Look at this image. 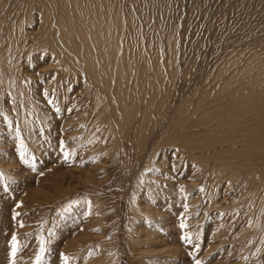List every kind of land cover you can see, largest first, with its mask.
Segmentation results:
<instances>
[{
    "label": "rangeland",
    "instance_id": "1",
    "mask_svg": "<svg viewBox=\"0 0 264 264\" xmlns=\"http://www.w3.org/2000/svg\"><path fill=\"white\" fill-rule=\"evenodd\" d=\"M63 1L0 0V264H264V0ZM74 1L122 96L66 65Z\"/></svg>",
    "mask_w": 264,
    "mask_h": 264
},
{
    "label": "bare ground",
    "instance_id": "2",
    "mask_svg": "<svg viewBox=\"0 0 264 264\" xmlns=\"http://www.w3.org/2000/svg\"><path fill=\"white\" fill-rule=\"evenodd\" d=\"M63 2H65V0L63 1ZM66 3V2H65ZM64 3V4H65ZM69 3V2H68ZM100 3L101 4H103V2H101L100 1ZM67 4V3H66ZM50 5V4H49ZM69 5H71L72 6V9H73V11H74V14H72V18L69 20V21H66V20H64V18H59L58 19V21H57V23H56V26H57V28L59 29L58 31H60L61 32V34H62V38L64 39V41H63V44H62V46H60V49H63V50H66V52H65V54L62 52L61 54H64V59H65V61L67 62V64L66 65H68L69 67H71L72 68V70L74 69V72H76V71H79V72H81V73H83V74H85L86 75V73H88V72H91L92 74H93V76H94V79H95V77L96 78H98V79H101L100 77H101V74L104 76V73H105V71H106V75L105 76H107V75H112V74H117L118 75V83H119V87H118V91H119V94L122 96L123 94H124V92H125V87H124V89L122 88V84L126 81H128L130 78H131V76H130V72H131V65H132V61L131 60H129L127 57H125V60H127V62H126V66H124V64H121L119 67H123L124 69L126 68L127 69V71L125 72V74H123V76L122 75H120V73L117 71V73H116V71L114 72V68H115V64H116V59H117V55H118V53H119V48H120V46L116 43L117 41H120V40H118L117 39V41L116 42H112L113 40L115 41V34L117 33L116 31L114 32H112L113 34H114V38L115 39H110V41H108L109 40V37H110V35H108V33L107 34H105V30H103V29H101L102 27H106L107 26V24L109 23V20H110V18H106L105 20H104V23L103 24H96L95 23V25L93 26V24L91 25L90 23L88 24V22H87V25H89V26H87V27H89V29H91V31L92 30H94V31H92L93 33H92V35L90 34L91 32H89V33H87V32H84V30L85 29H83V27H82V25H81V23H80V21L78 20L79 19V17H81V12L83 11V7L81 6V4H78V3H76V1H74V2H72V3H69ZM46 6V5H45ZM47 7V6H46ZM66 7V6H65ZM48 8V7H47ZM62 8V7H61ZM63 9V8H62ZM95 10V9H94ZM49 11V10H48ZM55 11V10H54ZM64 11H65V9H64ZM96 12V11H95ZM99 12V11H98ZM44 13V12H43ZM55 13V12H54ZM50 14V13H49ZM77 14V16H75ZM49 16V15H48ZM83 16V15H82ZM45 17V16H44ZM52 17H54L53 16V14H52V16H51V18ZM85 17V16H84ZM48 18V17H47ZM46 19V18H45ZM53 19V18H52ZM49 19H47V21H48ZM96 20V19H95ZM97 21V20H96ZM43 22V21H42ZM46 22V21H45ZM50 22V21H49ZM44 23V22H43ZM51 23V22H50ZM54 26V25H53ZM51 28H52V26H51ZM55 28V27H54ZM85 28V27H84ZM113 29V28H112ZM101 30H102V32H101ZM114 30V29H113ZM55 31V30H54ZM86 31V30H85ZM58 33V32H57ZM76 33H78L79 34V36H83L82 37V39L80 38L79 40H72V39H76V38H74L73 36L76 34ZM60 33H58V35H59ZM61 34H60V37H61ZM81 34V35H80ZM57 35V36H58ZM78 35L76 36V37H79ZM112 36V35H111ZM117 36V35H116ZM111 38H113V36L111 37ZM104 40H106V41H108L107 42V45L105 44V41ZM54 42V41H53ZM61 43V42H60ZM55 44V43H54ZM56 46V45H55ZM59 46V45H58ZM119 46V47H118ZM52 47H54V46H52ZM57 47V46H56ZM55 48V47H54ZM56 50L57 49H59V48H55ZM50 51V50H49ZM58 51V50H57ZM59 52V51H58ZM125 52H127V51H125ZM54 53V52H53ZM60 53V52H59ZM110 53V54H109ZM128 53H130V51L128 52ZM61 54H59V56L61 55ZM58 55V54H57ZM52 56V55H51ZM62 56V55H61ZM59 58V57H58ZM64 61V62H65ZM55 62H56V60H55ZM61 62H63V61H61ZM157 62V61H156ZM154 64H157V63H154ZM62 66V65H61ZM133 66V65H132ZM155 68V67H154ZM69 69V68H68ZM158 72V71H157ZM159 73V72H158ZM90 74V73H89ZM156 74V73H155ZM160 74V73H159ZM81 76H83V75H81ZM89 76V75H88ZM91 76V75H90ZM160 76L161 75H159V78L158 79H160ZM85 77V76H84ZM158 77V76H157ZM116 78V77H115ZM142 78V77H141ZM140 78V79H141ZM109 78H107V80H108ZM114 79V78H113ZM103 80V79H102ZM106 80V79H105ZM95 81V80H94ZM109 81H111L110 79H109ZM125 82V83H126ZM95 83V82H94ZM134 84V83H133ZM141 84L142 83H135L134 84V88L136 89V90H138V93H136V95H135V97L137 98L135 101H133L132 103H130L131 105H128L129 103H127V102H124V103H121L122 104V106L123 107H127L126 105H128V106H130V111H132V113H131V115L134 117V115L133 114H135V117H136V113H137V111H138V108L140 107L139 106V104H140V101L142 100V99H144L143 97H141V95H140V90H139V88H140V86H141ZM160 84V83H159ZM91 85V84H90ZM105 85V84H104ZM155 85H156V83H155ZM103 86V85H102ZM126 86V85H125ZM157 86V85H156ZM159 86V85H158ZM157 86V87H158ZM105 87V86H104ZM146 87V86H145ZM156 87V88H157ZM103 88V87H102ZM89 88H87V90H88ZM91 89V88H90ZM116 89H117V87H116ZM142 89V88H141ZM144 89V88H143ZM150 90H153L154 91V89H153V87H152V89L150 88ZM159 90V89H158ZM145 90H142L141 91V93H145L144 92ZM157 91V90H156ZM156 91L154 92L155 93V95H157V93H156ZM159 92V91H158ZM232 92V91H231ZM150 93V92H149ZM149 93H148V91H147V94L146 95H149ZM127 94V93H126ZM131 94H133V93H131ZM154 95V94H153ZM152 96V95H151ZM100 97V96H99ZM157 97V96H156ZM153 98H155V97H153ZM234 98H236V97H234ZM147 99V98H146ZM145 99V100H146ZM123 100V99H122ZM122 100H120V101H122ZM98 101V100H97ZM126 101V100H125ZM131 101V100H130ZM149 101V100H148ZM152 101V100H151ZM99 103H100V101H98ZM142 102H143V100H142ZM243 102V104L244 103H246V101L244 100V101H242ZM150 103V102H149ZM153 103V102H152ZM258 103V102H257ZM263 105V104H262ZM259 107H260V105H259ZM124 108V109H125ZM149 108V107H148ZM229 108V107H228ZM234 108V107H233ZM233 108L231 109L230 108V110H228L229 112L227 113L225 110H223V111H225V113H227L229 116L230 115H239V113H240V109H239V111L237 110V111H234L233 110ZM98 109H100V108H98ZM249 109V108H248ZM113 110H114V108H113ZM112 110V111H113ZM148 110V109H147ZM253 110V109H252ZM255 111H256V109H254ZM118 111V110H117ZM95 112V111H94ZM105 112V111H104ZM115 112V111H114ZM114 112H113V115H114ZM146 112V111H145ZM148 112V111H147ZM146 112V113H147ZM151 112V110L149 109V112L148 113H150ZM208 113V112H207ZM218 113H220V112H218ZM222 113V112H221ZM220 113V114H221ZM97 113H95V115H96ZM107 114V113H106ZM110 114V113H109ZM138 114V113H137ZM259 114V113H258ZM126 114H124V116H123V118L124 117H126V120L128 119L127 117H129V114L128 115H126ZM130 115V116H131ZM150 115V114H149ZM222 115H224L225 116V114H222ZM259 116H261V115H259ZM100 117V116H99ZM98 117V118H99ZM133 117H131V118H133ZM101 118V117H100ZM114 118H115V115H114ZM135 119V118H134ZM133 119V120H134ZM115 120H116V118H115ZM121 121H122V119H120ZM126 120H124V121H126ZM132 120V121H133ZM97 121V120H96ZM95 121V122H96ZM113 121V120H112ZM144 121V120H143ZM99 122H100V120H99ZM98 122V123H99ZM118 122V121H117ZM237 123H238V121H236ZM121 123V122H120ZM122 123H123V121H122ZM124 123H127V125H128V123L129 122H124ZM229 125H231L232 126V124L234 123V121H228L227 122ZM100 124V123H99ZM113 124H114V122H113ZM130 124V126H131V123H129ZM126 125V124H125ZM239 125V124H238ZM116 128V127H115ZM123 128V127H122ZM125 128V127H124ZM127 128H130V127H127ZM127 128L126 129H121L122 131L123 130H127ZM233 128V127H232ZM131 129V128H130Z\"/></svg>",
    "mask_w": 264,
    "mask_h": 264
},
{
    "label": "snow or ice",
    "instance_id": "3",
    "mask_svg": "<svg viewBox=\"0 0 264 264\" xmlns=\"http://www.w3.org/2000/svg\"><path fill=\"white\" fill-rule=\"evenodd\" d=\"M20 158L23 160L24 159V154L23 152L20 154ZM0 177H2V174H0ZM71 207V205L69 206ZM17 215H19L17 213ZM23 226V225H22ZM17 240L15 237H13L12 239V257L15 258L16 254H17V250H18V247H17ZM41 248H40V256H37V264H40V260H41V257L43 256L44 252H45V248L43 247V244H44V241L42 240L41 241ZM65 261H67V257H65ZM12 264H15V259H13V262ZM197 264H199V262H197Z\"/></svg>",
    "mask_w": 264,
    "mask_h": 264
}]
</instances>
